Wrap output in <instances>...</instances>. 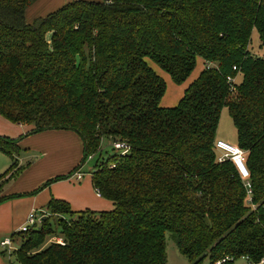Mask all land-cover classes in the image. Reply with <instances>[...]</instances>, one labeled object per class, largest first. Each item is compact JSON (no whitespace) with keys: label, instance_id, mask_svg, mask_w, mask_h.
<instances>
[{"label":"trees","instance_id":"obj_1","mask_svg":"<svg viewBox=\"0 0 264 264\" xmlns=\"http://www.w3.org/2000/svg\"><path fill=\"white\" fill-rule=\"evenodd\" d=\"M36 1L0 0V116L31 126L26 137L75 134L82 159L31 194L69 179L100 155L104 139L128 150L98 160L90 172L111 211L73 212L51 199L38 225L12 235L22 239L9 264H166V234L191 264L242 257L258 264L264 59L248 48L253 30L264 47V0H71L26 24ZM197 59L206 66L178 105L161 108L166 84L150 63L180 85ZM223 108L245 155L250 202L234 164L217 159ZM22 139L0 137L12 161L2 182L20 174L14 156Z\"/></svg>","mask_w":264,"mask_h":264},{"label":"crops","instance_id":"obj_2","mask_svg":"<svg viewBox=\"0 0 264 264\" xmlns=\"http://www.w3.org/2000/svg\"><path fill=\"white\" fill-rule=\"evenodd\" d=\"M70 1L71 0H38L26 9L24 14L25 22L26 24H31L36 19L44 18ZM200 62L203 64L204 69V62ZM203 69H201V71ZM187 85L190 84L188 83ZM187 85L184 87L186 88ZM184 87H182V89H174L176 92H174L168 98L164 97L163 95L160 100L161 106L163 108H170L174 106L181 98V93ZM185 88L183 92H185ZM31 129V126L15 125L0 116V137H5L11 140L23 138L18 144L20 149L19 153L14 156L15 160L17 161V167L23 168L22 173L18 174L11 180L0 182V187H2V185L5 186L11 181V185L9 184L7 189L9 188L8 191L10 192L8 193H10L9 195L12 196L32 192L44 181L52 179L50 177H56L62 173L68 174L80 164L78 163V151L74 153L73 150L70 149L71 146L73 147L75 145L74 143H76L77 149L79 148V145L81 148V141L75 134L66 131H51L26 137ZM24 139H26V141H24ZM21 151H28L27 154H31V156L23 157L25 155H22L21 157ZM4 155L7 156L6 154ZM27 158H34L36 160H31L30 162L26 160ZM25 162H27L28 165L24 166ZM11 163L12 161L9 157L5 158V160L2 159L0 172L4 173L10 167ZM81 171L82 169H79L74 174H72L71 177L73 178L52 183L50 186L37 193L31 199V201H29L31 208H29L27 213L23 212L20 215V219L15 218L16 204L20 202L19 200H11L7 205L4 206V208L0 207V242L6 239L2 237L9 234L12 236L13 234L18 233L19 228H21L26 223L29 213L31 211H36L35 209H38L36 207L40 208L37 211H40L41 214H44L45 206L51 199L61 200L68 203L71 211L73 212L87 210L93 212L111 211L114 207L113 203L102 199L94 191L91 184V177H88V179L85 181H81V178L78 180V182H73L75 179L73 175H76L77 173L81 174ZM2 173H0V175ZM0 195V198H3L6 194L1 192ZM28 205L26 210L28 209ZM51 239H49L48 242H50ZM3 260V252L0 249V264H5ZM8 260L9 261L7 264L10 263V257Z\"/></svg>","mask_w":264,"mask_h":264},{"label":"rangeland","instance_id":"obj_3","mask_svg":"<svg viewBox=\"0 0 264 264\" xmlns=\"http://www.w3.org/2000/svg\"><path fill=\"white\" fill-rule=\"evenodd\" d=\"M249 52L254 55V56H257V57H260V58H263L264 59V47L260 46V41H259V38H258V34L256 32V30H253L252 31V34H251V38H250V45H249ZM200 61H203L202 59H197V62H196V66L194 68V70L192 71V73L190 74V76L186 79L185 82H183L182 84L180 85H177V84H174L171 79L169 78V76L161 71L155 64H153L152 62L150 63V66L152 67V69L159 75L163 78V80L165 81V84H166V92L164 94V97H169L170 95H172L174 92H176L174 89L176 88H179V89H182V87L186 86L188 83L191 84L198 76L199 72L201 71V69H203V64H201ZM204 62V61H203ZM206 66V64L204 63V67ZM241 80V77L239 76L237 78V82H240ZM189 85H187L188 87ZM187 87L185 89H187ZM183 88V90H184ZM183 90H182V93H181V98L183 96ZM179 92V91H178ZM180 98V99H181ZM179 99V100H180ZM178 100V101H179ZM177 101V103H178ZM177 103L170 107V108H173L177 105ZM160 107L163 108L160 104ZM166 108V107H164ZM169 108V107H168ZM216 140H221L231 146H237V137H236V130L231 122V119L228 115V112H227V109L226 108H223L222 111H221V114H220V118H219V123H218V127H217V131H216ZM24 141H26V139H24ZM75 145L72 147H70L71 150H73V152L75 153L76 151H78V163H80L81 159H82V144H81V148H80V145H79V148L77 149L76 147V143H74ZM79 144V142H78ZM114 147L113 145L106 139L102 140V143H101V153L100 155H97L96 158H94L93 160L91 159H88L84 165L80 168L82 169L81 171V178L82 180L81 181H85L86 179H88V177H90V172L92 171L93 169V166L95 165V163L98 161V160H101V159H106L108 156L114 154L116 151L113 150ZM28 151H21L20 152V155L22 157V155H25L23 157H29L31 156V154H27ZM40 156V155H39ZM5 158H8L7 156H5L2 152H0V167H1V160H5ZM38 158V157H36ZM27 161H30L31 160H36V159H30V158H27L26 159ZM28 165L27 162H25V165L26 166ZM78 166V165H77ZM20 168V167H18ZM22 170L23 168L21 169V171L19 173H22ZM2 173V172H0ZM70 173V172H69ZM68 173V174H69ZM67 173H62L61 175H57V176H65ZM56 176V177H57ZM74 178L76 179V175H73ZM50 178H55V176H52ZM70 178H73V177H69ZM78 182V180H75ZM68 180V179H66ZM62 181H65V180H62ZM1 182V180H0ZM60 182V181H59ZM11 183V181L7 184V185H2V187H0V194L1 192L3 194H6L5 195V200L2 201L0 203V207H3L5 205H7L11 200H19L20 202H18L16 204V219H20V215L25 212L27 213L29 211V208H31L30 204H29V201H31V199L36 195V194H31L32 192H29V193H24V194H20V195H15V196H12V195H9L10 191L9 188L7 189V186ZM46 183V181H44L43 183H41V185H39V187H37L36 189L40 188L42 185H44ZM11 185V184H10ZM4 186V187H3ZM9 187V186H8ZM35 189V190H36ZM95 191V190H94ZM39 193V192H38ZM1 196V195H0ZM22 199V200H20ZM29 204V205H28ZM3 205V206H2ZM28 205V209L26 210V207ZM9 207V206H7ZM38 209H40L39 207H36ZM38 209H35L36 210V214L37 216H40L41 213L40 211H37ZM46 212V211H44ZM54 218V217H53ZM55 220V219H53ZM22 235H16L14 237H12L10 234L9 235H6L2 238H9L12 242V246L14 248H18L21 244V237ZM1 238V239H2ZM1 251L3 252V262L5 264L8 263V259H9V253L8 251H5V249H2L0 247ZM165 251H166V264H191L190 262H188V260L183 257L179 251L177 250V247H176V244H175V241L173 239V237L169 234H166V238H165ZM12 261V260H11ZM204 264H208L207 261L204 262ZM235 264H246L244 260H238L235 262Z\"/></svg>","mask_w":264,"mask_h":264},{"label":"built area","instance_id":"obj_4","mask_svg":"<svg viewBox=\"0 0 264 264\" xmlns=\"http://www.w3.org/2000/svg\"><path fill=\"white\" fill-rule=\"evenodd\" d=\"M235 70V68H233ZM235 79L228 78V82L231 84L234 83ZM215 151L218 154V162H223L225 160L231 161L234 166L236 167L237 171L239 172L240 177L245 182V189L248 197V201L250 202L251 197V187L248 182V172L246 171V168L244 166V159L245 155L244 152L238 149L236 146H231L221 140H218L215 142ZM113 147L117 151H121L123 153L127 152L128 148L124 144H113ZM91 159V157L89 158ZM81 175L78 173L76 174V180H80ZM43 218L42 215L37 216L36 211H31L29 215L27 216L26 223L19 228V233H26L31 227H34L39 224L40 220ZM50 242H54L57 244L62 245V241L59 238H52ZM0 247L2 249H5V251H8L9 254H11L15 248L12 246V242L9 238H6L0 242ZM241 260H244L246 264H251L248 262L247 258L242 257ZM226 259L222 261H218L215 264H221L222 262H225ZM258 264H264V258L260 260Z\"/></svg>","mask_w":264,"mask_h":264}]
</instances>
